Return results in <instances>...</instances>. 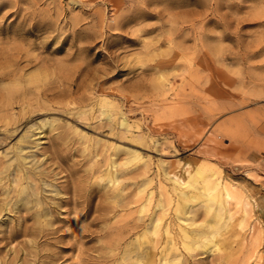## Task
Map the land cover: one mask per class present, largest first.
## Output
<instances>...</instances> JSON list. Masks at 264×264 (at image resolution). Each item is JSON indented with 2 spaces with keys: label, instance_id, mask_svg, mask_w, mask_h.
<instances>
[{
  "label": "rangeland",
  "instance_id": "obj_1",
  "mask_svg": "<svg viewBox=\"0 0 264 264\" xmlns=\"http://www.w3.org/2000/svg\"><path fill=\"white\" fill-rule=\"evenodd\" d=\"M199 163L228 213L176 220L172 181ZM163 255L264 264V0H0V264Z\"/></svg>",
  "mask_w": 264,
  "mask_h": 264
},
{
  "label": "bare ground",
  "instance_id": "obj_2",
  "mask_svg": "<svg viewBox=\"0 0 264 264\" xmlns=\"http://www.w3.org/2000/svg\"><path fill=\"white\" fill-rule=\"evenodd\" d=\"M120 123L122 125L125 124L124 120H121ZM131 157H133V156H131ZM129 160L132 161L133 159L131 158ZM132 162H134V161H132ZM136 162L138 163V160ZM128 163H129V161H128ZM130 164H131V162H130ZM134 164H136V163L134 162ZM220 174H221V172H218L217 170H214V169H211L207 166H204L201 163H199L195 167L194 166L191 167V165L188 166L187 164L183 166L180 174L178 176H176L177 178H175L177 180L172 181L173 184L171 185V190L175 193V196H176V203H175V207H174V210H175L174 214H175L176 220H177V215L178 214H184L186 212L189 204L193 203V201H196V200L199 202L203 201L204 204H202V205L205 206L206 212L212 215L209 222H211L213 220V218H215V216L217 218H220L224 211H225V213L226 212L228 213V211L225 208H224L225 209L224 211H222V209H223V207H226L225 201H227V200L225 198L228 199V197H230V194H231L230 193V187L226 182H224V179L222 180V178H221L222 174L221 175ZM103 179L107 180V181H112L113 184H115L114 182L116 181L115 176L111 172H107L105 174V178H103ZM179 179L182 181H179ZM151 193L152 192H150V195H151ZM146 194H148V193H146ZM145 201H147V199ZM141 202H142V200H141ZM228 203H230V202H228ZM160 204H161V202H158L155 206H157V205L159 206ZM139 205H140V203H139ZM144 207H145V204H141L140 210H143ZM140 212L141 211H139V213ZM232 214H234V213H231V215ZM229 216H230V214L227 217L228 220L226 221V223L222 224L221 230L219 232V237L218 238L215 237L214 242H211V243L204 245L206 252H210V251L212 252L214 250H218L220 248L222 242L224 240L228 239L230 231L234 227V223L236 221V217H235V219L234 218L232 219V217L229 218ZM160 218L161 217H159V219L153 223L154 225H153V227H151L152 228L151 234L157 233L159 224L161 223ZM242 219H239L238 222H241ZM160 226H161V224H160ZM168 226H169V223H167L163 229L164 233L166 235V237H165L166 249H167V251L171 250V249H173V250L176 249L175 251H177V246H176L177 241L175 240L174 236L171 234V231L169 230ZM162 228H161V231L163 232ZM159 229H160V227H159ZM179 229H181V228H179ZM180 231H181V234H180ZM146 232H147V230L145 229V233ZM145 233H143L142 237H141V239H143V240L144 239L146 240V238H145L146 234ZM179 234H180L179 237H181V242L184 244L186 249H188V250L195 249V246H193L189 242L190 238H188V240H187V234H185V231L183 229L179 230ZM185 237H186V239H184ZM141 239H139V240H141ZM143 244L144 243L140 242L138 244V246L142 247ZM184 251H185V249H184ZM155 255H157V254H155ZM177 255H178V253H177ZM160 262H161L160 264H180L179 258L178 259L171 258L169 255L161 256ZM136 264H145V263H144V261L140 260L139 262H136Z\"/></svg>",
  "mask_w": 264,
  "mask_h": 264
}]
</instances>
